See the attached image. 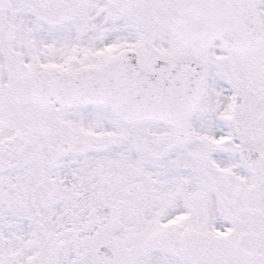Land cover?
Returning <instances> with one entry per match:
<instances>
[{
  "label": "snow or ice",
  "instance_id": "1",
  "mask_svg": "<svg viewBox=\"0 0 264 264\" xmlns=\"http://www.w3.org/2000/svg\"><path fill=\"white\" fill-rule=\"evenodd\" d=\"M0 264H264V0H0Z\"/></svg>",
  "mask_w": 264,
  "mask_h": 264
}]
</instances>
